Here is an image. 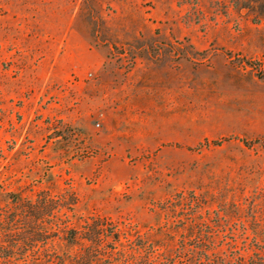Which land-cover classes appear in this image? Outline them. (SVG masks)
I'll use <instances>...</instances> for the list:
<instances>
[{"label": "rangeland", "instance_id": "obj_1", "mask_svg": "<svg viewBox=\"0 0 264 264\" xmlns=\"http://www.w3.org/2000/svg\"><path fill=\"white\" fill-rule=\"evenodd\" d=\"M94 230L264 258V0H0V264Z\"/></svg>", "mask_w": 264, "mask_h": 264}, {"label": "trees", "instance_id": "obj_2", "mask_svg": "<svg viewBox=\"0 0 264 264\" xmlns=\"http://www.w3.org/2000/svg\"><path fill=\"white\" fill-rule=\"evenodd\" d=\"M72 234V235H71ZM109 236L104 230H94V236L91 238L92 243L95 245H89L82 253H76L73 255L72 264H177L174 260L175 254L179 251L185 255H189L193 260H197V256H200V261H196L194 264H206L201 262L205 257L209 256V251L205 249H194L188 247H177L174 243V233L168 230L164 234L169 235V244L162 251L160 247H152L146 255L141 254L142 250L136 248L129 250L127 248L119 249V256L115 257V251L104 249L101 247L100 242L103 240L102 235ZM68 238L72 241H76L75 233H70ZM205 251V252H204ZM206 253V254H205ZM110 261H107L109 260ZM188 264V263H184ZM209 264H216L214 262ZM223 264V263H220ZM232 264H264L263 253L256 252L250 260L242 259Z\"/></svg>", "mask_w": 264, "mask_h": 264}]
</instances>
